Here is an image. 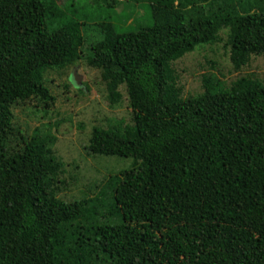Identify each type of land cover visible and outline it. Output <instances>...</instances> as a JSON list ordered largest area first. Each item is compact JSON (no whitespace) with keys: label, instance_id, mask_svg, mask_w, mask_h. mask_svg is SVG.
Returning <instances> with one entry per match:
<instances>
[{"label":"trees","instance_id":"trees-1","mask_svg":"<svg viewBox=\"0 0 264 264\" xmlns=\"http://www.w3.org/2000/svg\"><path fill=\"white\" fill-rule=\"evenodd\" d=\"M125 1H147L152 25L118 29ZM68 2L0 0V264H264V80L209 69L183 96L173 65L222 31L235 71L264 55V0H89L93 22ZM80 63L129 108L92 126L87 153L130 162L65 201L59 123L28 134L15 110L47 117L46 74Z\"/></svg>","mask_w":264,"mask_h":264},{"label":"rangeland","instance_id":"rangeland-1","mask_svg":"<svg viewBox=\"0 0 264 264\" xmlns=\"http://www.w3.org/2000/svg\"><path fill=\"white\" fill-rule=\"evenodd\" d=\"M57 2L63 8L69 9L68 0H57ZM88 2L89 0H74V6L78 15L92 14L91 22H93V18L98 20L103 16L100 7L102 3L91 5V2L90 4ZM110 20L121 31H131L136 26H151L153 23L147 1L121 2L112 10ZM221 35L223 41L197 47L174 61L173 65L179 77L178 83L182 87L183 96L201 92L200 75L209 69L220 73L221 79L228 85L237 76L248 74L264 80V55H252L246 65L235 71L228 58V49L225 47V31H222ZM89 43L88 41L86 46ZM207 60L215 63L214 69L209 67ZM73 67H76V73L81 77V84L84 82L89 86L88 91L83 90L81 93L70 83L69 76ZM46 78L48 81H45V84L55 98L54 104L46 108L48 116L42 117L43 111L33 114L26 107L16 109L15 116L25 117L27 126L26 129L23 128L28 134L37 124L46 125L49 121L55 125L56 122L59 123L51 127L57 137L55 154L63 162V172L59 176L56 193L65 201L85 195L92 196L96 186L100 185L110 173L126 167L130 162L116 157L93 156L86 150L92 126L106 127L112 119L129 120L126 99L123 98L119 105L109 106L99 71L83 63L63 69L60 73L49 72ZM79 89H84L83 84ZM32 104L37 105V109L41 108L36 100ZM30 108L34 109L33 106Z\"/></svg>","mask_w":264,"mask_h":264},{"label":"water","instance_id":"water-1","mask_svg":"<svg viewBox=\"0 0 264 264\" xmlns=\"http://www.w3.org/2000/svg\"><path fill=\"white\" fill-rule=\"evenodd\" d=\"M70 83L73 84L75 87L79 88L82 87L81 84V77L76 73V67H73L69 76Z\"/></svg>","mask_w":264,"mask_h":264}]
</instances>
